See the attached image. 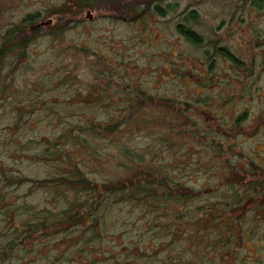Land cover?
<instances>
[{
    "label": "trees",
    "instance_id": "16d2710c",
    "mask_svg": "<svg viewBox=\"0 0 264 264\" xmlns=\"http://www.w3.org/2000/svg\"><path fill=\"white\" fill-rule=\"evenodd\" d=\"M231 1L218 24L198 3L61 0L5 26L0 264H264V123L241 136L264 113V35L247 57L221 35L264 0ZM151 20L173 41L151 45Z\"/></svg>",
    "mask_w": 264,
    "mask_h": 264
},
{
    "label": "rangeland",
    "instance_id": "374dc122",
    "mask_svg": "<svg viewBox=\"0 0 264 264\" xmlns=\"http://www.w3.org/2000/svg\"><path fill=\"white\" fill-rule=\"evenodd\" d=\"M176 1L179 2L181 7H184L189 3L200 4L199 8L201 10L204 20H207L209 16L217 15L218 20H215L216 24L219 23L222 14L227 12L231 13L232 12L231 6H235L234 2L231 0H176ZM59 2H61V0H0V36L4 32V28L9 22L18 21L26 13L33 12L36 9L42 10L46 5L48 6L54 5L55 3H59ZM244 18L246 22L241 23L238 20L234 21L227 28L221 31V35L225 38L228 44L232 45L231 47L234 48L238 54L247 57L250 54H252V51H254L255 34L259 32L262 33V35H264V5L262 11L257 12L251 10L250 13L244 14L243 19ZM154 22H152L151 20L150 25L153 26V32L155 33V35H153V37L149 40V43L154 46V44H156L158 41L157 36L162 34L163 32L166 34L165 39L168 42H172L173 37L170 36V32H169L170 30L166 28L162 29L158 23H154ZM104 27H105L104 24H101L100 22H96L92 27L86 28L85 32L93 36H97V35L102 36L106 40H110V38L112 37L118 39L119 37L121 36L123 37L126 34L121 24H117L116 29L114 30L112 29V27L111 28H104ZM227 32H228V36L226 35ZM42 43L40 44V42H38L37 44L33 45L31 49V55L33 57L42 54L41 52L43 51L45 46ZM229 92H230L229 90L224 91V93H229ZM260 94H262L261 100L264 101V91H261ZM236 110L239 111L240 109H236ZM234 112L235 109L228 108V111L226 113L227 115H232ZM263 123H264V113L260 115L258 109L256 111V107L253 106V110L251 113V120L243 127L242 130L243 133L241 134V136L246 140H250L254 135V133L258 130L259 126H261V124ZM261 131H264V129H261ZM241 136L239 140L246 141ZM252 139H253V143H251V147H253L255 150H260L264 155V139L262 138H255V139L252 138ZM24 166L28 168L26 163L24 164ZM11 167H14L13 163H11ZM38 168L39 167L32 166L31 168L29 167V169L23 170L22 172L31 176H36L38 175ZM186 178L189 179L192 183H195L196 185H200L209 180L208 179L209 177L201 176L200 174L189 176ZM249 257L250 259L253 260L255 258V255L252 254L251 252ZM30 261L31 258L29 259L28 264Z\"/></svg>",
    "mask_w": 264,
    "mask_h": 264
}]
</instances>
